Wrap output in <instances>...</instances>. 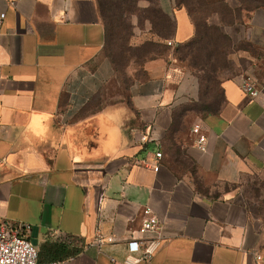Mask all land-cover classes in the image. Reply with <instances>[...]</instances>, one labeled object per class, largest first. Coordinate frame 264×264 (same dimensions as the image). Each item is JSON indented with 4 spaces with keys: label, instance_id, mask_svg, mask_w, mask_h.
I'll return each mask as SVG.
<instances>
[{
    "label": "crops",
    "instance_id": "crops-1",
    "mask_svg": "<svg viewBox=\"0 0 264 264\" xmlns=\"http://www.w3.org/2000/svg\"><path fill=\"white\" fill-rule=\"evenodd\" d=\"M158 2L170 41L190 40L187 12ZM0 13V226L28 224L43 263L123 264L149 208L160 229L146 238L161 241L139 264H264V77L254 98L242 73L222 77L211 111L181 112L199 87L168 56L120 92L96 0H0ZM247 20L241 37L264 51V8ZM157 150L158 170L144 167Z\"/></svg>",
    "mask_w": 264,
    "mask_h": 264
},
{
    "label": "rangeland",
    "instance_id": "rangeland-1",
    "mask_svg": "<svg viewBox=\"0 0 264 264\" xmlns=\"http://www.w3.org/2000/svg\"><path fill=\"white\" fill-rule=\"evenodd\" d=\"M257 3V0H173V4L184 9L196 23L198 31L192 45L175 46L152 35L148 20L151 4L138 0L124 15L125 32L119 35L116 31L110 32L106 42L105 53L114 60L120 92L124 94L122 90L130 84L143 81L146 76L143 63L158 55L168 56L174 67L193 78L199 87L198 102L182 105L181 112H206L207 105L213 106L218 101L222 77L240 73L243 77H264V51L241 37L242 27L249 23L247 11ZM241 49L261 56L259 62L250 66L245 57L238 56ZM192 59L206 67L201 71L191 68L188 64ZM214 65L219 69L214 71ZM259 212L264 214V211Z\"/></svg>",
    "mask_w": 264,
    "mask_h": 264
},
{
    "label": "built area",
    "instance_id": "built-area-1",
    "mask_svg": "<svg viewBox=\"0 0 264 264\" xmlns=\"http://www.w3.org/2000/svg\"><path fill=\"white\" fill-rule=\"evenodd\" d=\"M4 18V13H0V23ZM172 45V41H167ZM3 75L0 68V92L2 89ZM242 90L250 97L254 98L259 95V90L254 78L243 77L240 82ZM192 132L198 135L197 148L201 151L206 150V136L200 133V125L195 124ZM140 140L144 143L150 140V137L142 135ZM162 157V152L157 150L153 160L148 158L142 159L141 164L146 168L158 170V163ZM144 219L138 229L139 237H133L126 243L128 255L123 264L147 263L153 257L155 251L160 245V236L146 238L148 233H157L160 229V222L156 215L149 208L143 210ZM30 226L20 224L16 226H0V264H62L63 261H49L44 263L38 262V249L29 240ZM115 238L110 236L99 235L95 244L102 247L105 243H114ZM255 259L264 263V254L255 253Z\"/></svg>",
    "mask_w": 264,
    "mask_h": 264
},
{
    "label": "trees",
    "instance_id": "trees-1",
    "mask_svg": "<svg viewBox=\"0 0 264 264\" xmlns=\"http://www.w3.org/2000/svg\"><path fill=\"white\" fill-rule=\"evenodd\" d=\"M138 0H96L98 4V9L100 16L103 20L104 28H105V48H106V42H107V37L110 32L116 31V33L119 35L123 32H125L124 29V15L127 12L131 11V8H133V5L137 2ZM151 5L149 12V17L148 20L151 25L152 29V35L157 37L158 40H164L167 42L173 37L174 34V28L175 24L169 15H167L159 6L158 0H147ZM257 5L253 7L252 9L247 11V14H250L251 12L255 11L256 9L264 8V0H257ZM190 17V16H189ZM191 19V18H190ZM192 24L194 25L195 28V34L194 36L182 43L179 44L178 46H190L194 43V38L197 35L198 36V31H197V25L194 23L191 19ZM106 52V51H105ZM106 56L109 58L111 63L114 66V60L110 54H106ZM159 56V55H158ZM196 59V58H195ZM192 59L190 63L188 64L191 68L196 69L198 71L203 70L206 66L205 65H200L199 63H196V60ZM213 66V65H212ZM214 71L218 70V66L214 65ZM198 81H199V77ZM220 98V94L218 96V99ZM206 107V106H205ZM212 106L207 105L206 111H211ZM78 249L74 250L73 253H77ZM51 261V260H50ZM38 262L43 263L40 261V253L38 251Z\"/></svg>",
    "mask_w": 264,
    "mask_h": 264
}]
</instances>
